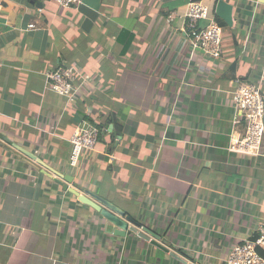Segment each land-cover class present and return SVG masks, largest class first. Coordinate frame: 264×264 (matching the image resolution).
Wrapping results in <instances>:
<instances>
[{
	"label": "crops",
	"instance_id": "crops-1",
	"mask_svg": "<svg viewBox=\"0 0 264 264\" xmlns=\"http://www.w3.org/2000/svg\"><path fill=\"white\" fill-rule=\"evenodd\" d=\"M217 1L205 0L223 22L216 60L185 35L187 0H0V264H225L257 235L264 156L227 146L235 80L259 84L264 99V1L223 0L231 25ZM68 66L71 98L46 83ZM82 120L99 130L97 152L73 167ZM16 147L122 210L136 232L113 234Z\"/></svg>",
	"mask_w": 264,
	"mask_h": 264
},
{
	"label": "built area",
	"instance_id": "built-area-1",
	"mask_svg": "<svg viewBox=\"0 0 264 264\" xmlns=\"http://www.w3.org/2000/svg\"><path fill=\"white\" fill-rule=\"evenodd\" d=\"M64 8L77 7L82 0H52ZM257 6L264 0H244ZM1 6V5H0ZM39 10V9H38ZM185 35L193 48H198L209 58L221 55L222 30L211 14L205 0H187ZM204 21L205 24L200 26ZM33 28L29 23L27 29ZM75 70L72 66L60 68L46 75L47 88L60 96L71 98L77 90L74 86ZM237 87L231 94L234 117L231 121L227 151L246 156H264V99L259 84L235 80ZM99 130L90 121L77 124L69 139L71 152L69 164L77 166L83 151L97 152ZM225 264H264V220L252 239H243L234 245L225 258Z\"/></svg>",
	"mask_w": 264,
	"mask_h": 264
},
{
	"label": "water",
	"instance_id": "water-1",
	"mask_svg": "<svg viewBox=\"0 0 264 264\" xmlns=\"http://www.w3.org/2000/svg\"><path fill=\"white\" fill-rule=\"evenodd\" d=\"M231 11L232 7L224 2L223 0H218L215 8L216 15L223 19L228 25H231ZM264 121V118H263ZM26 158L25 162L31 166L37 168L42 173H45L51 176L55 182L62 185L63 189L68 193L72 194L77 198V200L87 206H90L96 212H98L102 217H104L108 222L113 225V234L118 236H125L126 231L136 232V228L130 227L129 223L133 226L138 224L133 221L131 218L124 215V212L119 208L113 206L109 202L100 198L99 196L91 193L90 191L79 192L76 188L69 186L73 181V176L71 175H62L58 171L50 168L48 165L44 164L38 159H35L32 154L22 150L21 148L16 147ZM148 233V230H144ZM146 238V237H145Z\"/></svg>",
	"mask_w": 264,
	"mask_h": 264
},
{
	"label": "trees",
	"instance_id": "trees-1",
	"mask_svg": "<svg viewBox=\"0 0 264 264\" xmlns=\"http://www.w3.org/2000/svg\"><path fill=\"white\" fill-rule=\"evenodd\" d=\"M216 20L220 21V24H223V22H221V20H219L216 16H215Z\"/></svg>",
	"mask_w": 264,
	"mask_h": 264
},
{
	"label": "rangeland",
	"instance_id": "rangeland-1",
	"mask_svg": "<svg viewBox=\"0 0 264 264\" xmlns=\"http://www.w3.org/2000/svg\"><path fill=\"white\" fill-rule=\"evenodd\" d=\"M201 23H202V25H204V24H205V22H204V21H202Z\"/></svg>",
	"mask_w": 264,
	"mask_h": 264
}]
</instances>
